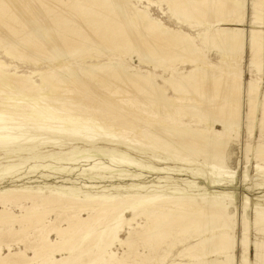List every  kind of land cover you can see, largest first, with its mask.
Segmentation results:
<instances>
[{"label": "bare ground", "instance_id": "6f19581e", "mask_svg": "<svg viewBox=\"0 0 264 264\" xmlns=\"http://www.w3.org/2000/svg\"><path fill=\"white\" fill-rule=\"evenodd\" d=\"M1 1L7 3L9 10L6 14H0V49L12 59L26 60L36 65L45 63L46 68L32 71L30 75H18L19 66L0 60V151L14 153V150L23 146L47 150L49 147L63 146L67 141L72 145L99 148L127 138L141 151L153 156H164L175 164L193 163L206 167L209 163L211 168L205 193L190 197L191 200L187 201L194 208V213L185 217L180 215L173 221L174 211L166 213L160 210L150 227L152 235L164 237L172 226L178 224L184 230L191 224L200 240L195 246L185 248L179 256L200 247L207 260L204 264H234L235 249L240 244L247 256L252 249L255 250L254 264H264V205L252 208L250 199L246 198L238 209L236 204L240 203L238 197L241 193L235 190L241 192L243 188L235 189L230 184L221 185L230 167L227 165L230 144L227 134L232 127L239 128L240 119L244 116V92L248 131L252 130L258 115V124L261 131L264 130L262 79L251 80L244 86L242 72L249 0H160L161 4L169 5L168 13L183 27H205L196 37L181 29L164 25L149 12L135 8L129 0H41L50 9L67 14L76 22L80 23L83 18L90 22L89 27L81 23L87 39L83 40L82 47H75V51L74 43L66 44L57 34L53 23L51 25L52 20L47 18L46 10L43 9L46 6L42 7L36 0ZM250 5L252 19L260 26L253 27L248 37L251 52L249 65L261 73L264 65V0H250ZM64 6L73 10L65 12L66 9L62 8ZM103 17L122 28L126 39L113 42V33H110L107 42H102V37L100 39L92 29L96 19L102 20ZM11 29L14 31L11 32ZM155 40L179 54L189 56L188 62L194 65V69L187 76L192 77L195 86L199 87L198 91H193L174 68L169 77L154 73L160 58L154 56L147 44L159 53ZM118 48L130 49L137 54L142 65L151 66L153 70L147 74L130 72L127 66L113 56V51ZM205 49L210 54L218 53L229 68L216 69L217 64L207 59ZM89 50L94 54H106L109 62L85 65L74 63L76 58L85 56ZM12 70L15 72L11 73ZM214 75L218 77L214 78ZM34 76L39 77L40 84L35 83ZM159 79L168 89L158 83ZM169 90L175 93V97L168 94ZM186 117L198 119L199 125L205 124L206 129L186 125L183 122ZM105 155L115 164L98 162L101 158L95 152L85 153L72 161L76 164L89 163L83 166L82 171L97 177L103 173L117 175L120 172L115 168L117 164L136 166L139 169L144 166L134 157L117 151H109ZM255 157L258 166L256 173L264 176V142L259 144ZM155 159L162 160L158 157ZM74 171H78V168H74ZM125 173L120 175L122 180L129 179L127 172ZM126 198L113 194L90 195L77 189L59 191L10 188L1 191L0 205L3 211H0V257L3 226L19 225L18 233L26 232L31 227L46 226L47 214L54 212L56 207L69 211L68 205H81L74 214H67L64 221H68V228L56 229L59 240L67 232L80 230L87 225V221L77 218L83 212L91 214L90 222H95L102 215H119L116 223L125 224L136 219L143 207V213L153 217L156 208L163 203L176 204V200L184 202L183 197L164 194H132ZM14 204L19 205L20 209H26L25 214L8 216L9 213L6 214L4 209ZM124 211L132 212L133 218H126ZM239 220H242L241 223ZM239 228L242 237L238 242ZM253 231L259 237L255 241L250 238ZM119 232L113 230L104 245L99 247V251L106 254L115 242L129 244L131 239L121 240ZM84 234L78 235L83 243H87L90 234ZM57 242L43 241L37 246L26 245L24 251L0 258V264H64L74 257V250L80 247L76 245V248H66ZM76 243L78 244L77 241ZM174 245H169L167 250ZM31 251L35 254L29 258L28 252ZM67 251L70 253L69 259H57L58 253ZM107 254L108 259H102L100 264L116 260L115 252ZM242 264H251L249 258H243Z\"/></svg>", "mask_w": 264, "mask_h": 264}, {"label": "rangeland", "instance_id": "374dc122", "mask_svg": "<svg viewBox=\"0 0 264 264\" xmlns=\"http://www.w3.org/2000/svg\"><path fill=\"white\" fill-rule=\"evenodd\" d=\"M36 1L41 3L42 7L46 6L43 9L46 10L47 18L49 19L51 18L50 19V21L52 20L51 25L53 23V27L55 28L57 34L64 39L65 43L66 44L74 43L73 51H75V47L80 48L83 46L84 44L83 40L85 41L87 39V35L85 33L83 34L84 31L81 26V23L83 22L87 27H89L90 22H88L87 19L83 18L82 21H80V23L76 22L72 20L69 15L63 13L61 14V12H58L56 10L54 11V9H50L47 5L43 4L41 0H36ZM53 1L57 2L59 0H53ZM129 1L135 8L149 12L153 18L161 21L164 25L173 29H181L185 32L190 33L195 37L197 36V33L199 31L205 28V27H199L194 29L191 28L190 26L183 27L176 19H174L168 13L169 5L167 3L161 4L160 0H129ZM0 4H1L0 14L2 12L3 14L4 13L6 14L7 11L9 10L7 3L5 1H1ZM62 8L66 9L65 12H69L73 10L71 8L67 9L68 7L65 6ZM61 18L64 19L62 20ZM100 19L101 18H98V20L96 19L92 32L97 36H99V38L101 36L102 39L101 38L100 39L102 42L105 41L107 42L110 33H113L112 36L113 42L115 41L121 42L122 40L126 39V34L124 30L122 28H118V25H116L113 21L111 20L109 21L108 18L105 19L104 17L102 20ZM247 20H248L246 24L247 43L245 50V61L243 63L244 70L242 71L244 77V86L251 80L262 79L261 91L264 94V65L261 73H258L257 70L251 68L249 65L251 61V52H250L248 37L253 27L260 26V24L255 23L252 19L250 0H249ZM60 22H62V24ZM66 22L67 24H65ZM76 24L79 26L77 27ZM56 28L59 29L57 30ZM100 29L103 31H101ZM65 30H66V34H65ZM13 31L14 29H11V32ZM154 42H156L159 46V53H157L154 49L149 47V44H147L149 50H151L153 54H155L154 56L160 58L159 66L154 73L157 76L169 77V74L174 68L181 77L185 78L184 82L186 83L188 82L187 84L190 85L193 91H198L199 87L195 86L192 77L187 76L194 69V65L188 62L189 56L184 54H179L175 50L169 47L167 48V46L161 45L160 44L161 41L159 42V40H155ZM1 50L2 49H0V60L5 61L8 64L19 66L20 72L18 73V75H30L32 71L46 68L45 63L36 65L33 62L32 63L29 61L26 62V60L18 61L16 59H12V57L10 56L8 57V55L6 56L5 52ZM129 50L130 49L118 48L115 51H113L114 53L113 56L117 60H120L125 66H127V70H129L130 72L147 74L151 70H153V67L151 66L142 65L143 63H140V61L137 59V54H134L133 51L131 50L129 51ZM208 52L209 51H206L205 49L204 54L207 56V59L212 61L215 65L217 64L216 66L218 67L216 69L221 70L223 68H229V66L226 65V63L222 62V57L218 53L213 52L214 54L212 53L210 54ZM93 54L94 52L92 50H89L85 56H81L82 58L81 57L76 58L74 63L77 65L80 64L85 65V64H99V63L109 62V57L106 56V54L101 52H98L94 55ZM88 57L90 58L88 59ZM179 59L180 61H178ZM164 60L166 61V63ZM167 60L169 61L167 62ZM263 61H264V55H263ZM161 64H163L164 66ZM167 66L169 67L167 68ZM10 72L14 73L15 71L12 70ZM217 77L218 75L217 76L214 75V78ZM33 80L35 81L36 84L41 83L39 77L37 76H34ZM158 83L161 86L164 85V83L160 79L158 80ZM164 87L168 89L167 86L164 85ZM168 94L172 97H175V93H173V91L171 90L168 91ZM185 97H188V95H186ZM243 106H244V116L241 117L240 119L239 128L232 127L230 129V133L227 134L228 138L230 139V144L227 150V154L229 156L227 165L228 167L229 166L230 167L229 170L225 173L226 177L224 178L223 182H221V185L230 184L235 189H239V187L243 188V191L241 192L239 190H235V192L241 193L238 197V201L240 203L236 204L238 209L241 208V203L244 202L246 198L250 199L252 203V208H255L257 205H264L263 202L264 176L256 173L258 166H257V161L255 160L256 149L258 148L261 142H264V130L261 131L260 124H258V117H259L258 115L252 130L248 131V127H247L248 124L245 114V110H246L245 92H244ZM197 121L198 119L196 118L191 120L189 118L187 119L186 117L183 119V122L186 125L205 130L206 125L205 124L199 125ZM218 129H221V127ZM68 143L70 142L67 141L65 145L60 147H55V148L49 147L47 150L46 149L43 150L40 147L29 149L30 146H23L21 148L14 150V153H8V152L4 153L3 151H0V192L10 188H14V189L41 188V189H53L59 191L60 190L69 191L71 189H77L79 191L89 193L90 195L93 194L99 196V195L113 194V195H121L124 198L126 197L129 198V196H131L132 194H140V195L164 194V195H170L172 197L174 196L177 198L183 197L185 203L180 202L179 200H176L175 202L176 204L168 203L169 204L168 205L163 203L158 208H156L153 217L152 216L149 217L145 215L143 213L144 212L143 211L144 207H143L141 209L142 213L139 214L136 217V219H134L130 223H125V224L119 223L120 225L116 223L120 218L119 215L113 217L102 215L97 217L95 222H90L91 214L89 215L88 213L83 212L78 214L77 218L80 221H87L86 222L87 225L82 227L80 230H76V231L72 230L70 232H67L63 236V238H60L59 240H58L59 237L57 236L58 232L56 233L57 231L56 229L68 228L69 226L68 221H64V220L67 219L66 217L70 213L74 214L75 212H77L78 208L81 205L80 206L78 204L68 205L67 208L70 209L69 211L63 210L62 207L56 209L57 208L56 207L54 212L47 214V219H46L47 221L45 222L46 226L41 225L38 227L37 226L31 227L30 228L31 230L28 229L26 232H21V233L17 232L20 230L19 225L13 226L14 228L9 225L3 226L4 228L2 227V230L4 232L2 233L4 234H2L3 237H1L3 240H2V253L0 258L3 257L6 258L8 255H10V253L17 254L21 251H24L23 249L26 248V245L37 246L41 244L43 241H51L56 243L58 240L57 243L65 246L66 248H74V247L76 248L77 247L76 245L80 246V247L78 246L79 248H76L74 250L75 255L71 259H69L70 253H68V251L64 253H58L56 255L57 259L69 257L68 258L69 260L66 261L64 264H79V263L100 264L102 259L104 258L108 259L107 253L111 251L115 252L117 256L114 262L111 261L108 264H204L207 262L206 258L203 256L202 251L200 250L201 249L200 247H195L194 249L184 252L182 256H179V253L183 252L185 248L195 246L200 240V237L198 236L194 225L187 223L188 228L182 230L181 228H179L180 225L177 224V226L174 227L172 226L168 230L169 233L167 232V234L164 237L152 235L150 227H152L154 220L159 216L160 210H163L166 213L174 211L175 215L172 216L173 218L171 219L173 221L174 219L178 218L180 215L185 217L187 215H190V213H194V208L191 205H189L187 201L191 200L190 197H195L205 193L207 182H209V171L211 168L209 163L208 166L206 167H203L201 165H196L193 163L187 165L175 164L164 156H160V155L153 156L151 154H148L147 152L141 151L138 147L132 145L127 138H124L123 140H118L117 143L114 144L103 145L99 148L92 147L91 145H81V144L72 145ZM248 148L250 149L249 151ZM109 151H115V152L117 151L122 154L130 155L134 157L136 161H138L144 166L142 169H139L136 166L130 167L129 165L126 164H120V165L117 164V167L115 168L118 171H120L117 173V175H112L110 173H103L102 175L97 177V176H91L90 174L87 173L84 174V172L82 171V169L84 168L83 166L89 163L76 164L75 162L72 161V159H79L85 153L95 152L99 154L101 158V160L98 162L102 161L106 165H114L115 163L111 161V158L105 155V153H108ZM156 157L162 158V160L157 161V159H155ZM74 168H78V171H74ZM125 172H127L129 179L122 180L120 178L121 177L120 175L124 174ZM83 185H85L87 188L86 187L84 188ZM18 206L19 205L16 204L9 206L7 209H4L5 213L6 214L9 213L7 214L8 216L24 215L26 209L24 208L20 209V207ZM27 208L29 209L30 207L27 206ZM0 211H3L2 205H0ZM249 213H250V207H249ZM123 214L128 219L133 218V213L130 211H126V212L124 211ZM241 221L242 220H239V223H241ZM178 228L180 230H178ZM9 229L12 231H10ZM7 230L10 233L7 232ZM113 230L120 231L119 235L121 240L126 241L128 238L131 240L127 245L126 244L122 245L115 242L113 245H111L110 249L107 250V253L103 254L101 251H99V247H102L104 245V243L107 241V238L111 236V232ZM84 233L88 235L90 234L89 235L90 240L89 242L87 241V243L86 242L83 243L82 238H79L81 234L83 235ZM151 235L153 237H150ZM73 236H76L78 239L76 237L73 238ZM241 237H242V232H241V228H239L237 232L238 242L241 239ZM70 238L71 240H69ZM250 238L252 241H255L259 237H257L255 231H253ZM180 240L182 242H179ZM17 241L19 242L17 243ZM76 241L78 242V244L76 243ZM168 244L169 245L175 244V245L170 250H167L169 249ZM9 248H11V250ZM31 252H28L29 258H31V256L35 254L34 252L33 253ZM255 254H256L255 250L252 249L249 255L247 256V253L245 252L243 247L240 244H238L234 253V264H242L243 258L245 257H248L250 263L254 264ZM102 264H107V263H102Z\"/></svg>", "mask_w": 264, "mask_h": 264}]
</instances>
